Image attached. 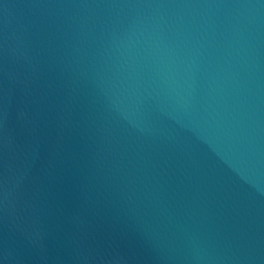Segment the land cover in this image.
<instances>
[{"label": "water", "instance_id": "obj_1", "mask_svg": "<svg viewBox=\"0 0 264 264\" xmlns=\"http://www.w3.org/2000/svg\"><path fill=\"white\" fill-rule=\"evenodd\" d=\"M0 264H264V0H0Z\"/></svg>", "mask_w": 264, "mask_h": 264}]
</instances>
